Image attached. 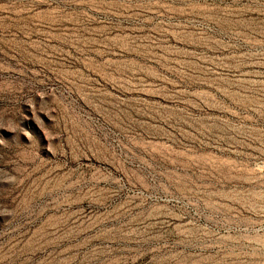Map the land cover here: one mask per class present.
I'll return each instance as SVG.
<instances>
[{
  "label": "rangeland",
  "instance_id": "374dc122",
  "mask_svg": "<svg viewBox=\"0 0 264 264\" xmlns=\"http://www.w3.org/2000/svg\"><path fill=\"white\" fill-rule=\"evenodd\" d=\"M0 264H264V0H0Z\"/></svg>",
  "mask_w": 264,
  "mask_h": 264
}]
</instances>
